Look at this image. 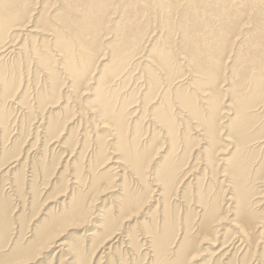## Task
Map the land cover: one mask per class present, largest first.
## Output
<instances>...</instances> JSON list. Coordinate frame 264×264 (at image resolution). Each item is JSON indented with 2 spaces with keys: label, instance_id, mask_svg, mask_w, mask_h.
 <instances>
[{
  "label": "rangeland",
  "instance_id": "rangeland-1",
  "mask_svg": "<svg viewBox=\"0 0 264 264\" xmlns=\"http://www.w3.org/2000/svg\"><path fill=\"white\" fill-rule=\"evenodd\" d=\"M263 208L261 0H0V264H264Z\"/></svg>",
  "mask_w": 264,
  "mask_h": 264
},
{
  "label": "bare ground",
  "instance_id": "bare-ground-1",
  "mask_svg": "<svg viewBox=\"0 0 264 264\" xmlns=\"http://www.w3.org/2000/svg\"><path fill=\"white\" fill-rule=\"evenodd\" d=\"M261 3L262 4H264V0H261ZM14 8V7H13ZM3 22V21H2ZM12 46V45H11ZM5 51V50H4ZM3 52V51H2ZM189 52V51H188ZM190 53V52H189ZM184 55V54H183ZM180 58V57H179ZM196 58V57H195ZM151 59V58H150ZM149 59V60H150ZM153 59V58H152ZM154 60V59H153ZM152 66L154 67V68H156L155 67V65H153L152 64ZM157 71H158V68L156 69ZM160 71V70H159ZM160 74H162L161 72H160ZM157 76V75H156ZM161 80H162V78H161ZM163 83V82H162ZM163 123V122H162ZM117 166L118 165H122L119 161H116V162H114ZM117 168V167H116ZM102 188V187H101ZM108 189L107 188H102L101 189V192H104V191H107ZM241 195H237V194H232V196L231 197H228V198H226V200L227 201H229V202H231V204H233L234 206H233V209L232 210H235L236 209V211H234V217L236 218H234V219H232L231 221H232V224L230 225L234 230H235V233L232 235V238L231 239H229V240H227V241H225L224 243H223V245H222V248H221V250H219L217 253H216V255L217 254H219V253H221V252H224L225 251V253L223 254V255H228V252H229V250H228V248L230 247V245L229 246H227V244H229V243H233V241L232 240H237L238 241V245H237V247L235 248V250H236V252L238 253V252H243V251H245L246 250V248L248 247H250V246H252V245H254V243H255V240H256V238H257V236H255V233L256 232H258L261 228V230L258 232V235L259 234H261V233H263V227L260 225L261 224V222H258V224L257 223H255L254 221H253V218H252V215H253V212H250V210H249V208H247V205L248 204H246L245 202H246V200H245V195L243 194V193H240ZM258 203V202H257ZM249 206V205H248ZM230 207H231V205H230ZM264 209V208H263ZM262 209V210H263ZM252 211V210H251ZM238 212H240L239 213V215L238 216H236V214L235 213H238ZM242 212V213H241ZM230 213H232L233 214V211L231 212L230 211ZM252 213V214H251ZM217 219V218H216ZM216 219H214L215 221H213V224L215 225V226H217L218 224V222L219 221H221L222 219H224L225 220V218H223V217H220V218H218L217 220ZM263 219V218H262ZM224 220H222V221H224ZM76 221V220H75ZM72 222V221H71ZM78 222V221H77ZM220 224V223H219ZM230 224V223H229ZM256 229H258L257 231H255ZM198 232L200 233L199 235H200V243H203V244H205V245H211L212 243H213V239H212V235H211V233H210V231H209V229L208 230H205V227L204 226H199L198 227ZM255 232V233H254ZM120 233L119 232H114L113 234H111L110 236H108L109 238L106 240V242H109V241H113V240H115L117 237H118V235H119ZM235 235H236V237H235ZM232 241V242H231ZM236 241V242H237ZM117 242V241H116ZM256 244V243H255ZM258 244V243H257ZM60 246H61V243L59 244ZM58 245V246H59ZM212 245H214V244H212ZM211 245V246H212ZM49 247V246H48ZM233 247H234V244H233ZM234 250V249H233ZM180 252H181V255H184V254H186L187 253V251H186V249H185V247L183 246L182 248H181V250H180ZM197 255V253L196 252H189L188 254H187V258H188V260L189 261H191V260H193L194 259V257ZM229 255H230V253H229ZM248 264H249V262H247Z\"/></svg>",
  "mask_w": 264,
  "mask_h": 264
}]
</instances>
